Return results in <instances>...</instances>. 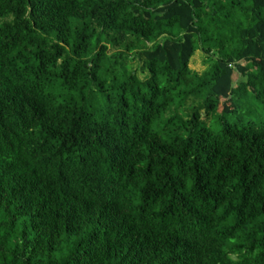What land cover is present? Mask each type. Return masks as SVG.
I'll return each instance as SVG.
<instances>
[{"label": "trees", "instance_id": "1", "mask_svg": "<svg viewBox=\"0 0 264 264\" xmlns=\"http://www.w3.org/2000/svg\"><path fill=\"white\" fill-rule=\"evenodd\" d=\"M248 95L264 0H0V264H264Z\"/></svg>", "mask_w": 264, "mask_h": 264}, {"label": "rangeland", "instance_id": "2", "mask_svg": "<svg viewBox=\"0 0 264 264\" xmlns=\"http://www.w3.org/2000/svg\"><path fill=\"white\" fill-rule=\"evenodd\" d=\"M212 59L205 56L201 51H196L189 61V69L198 75L206 73L211 66ZM128 69L135 72L139 78H143L142 62L139 59L128 61ZM237 74L233 75V86L235 87L239 80H241ZM202 119L205 121L204 125L212 132L219 133L222 128V119L218 114H211L208 118L205 117L204 111L201 112ZM227 123H262L264 124V102L255 100L254 97L248 95L240 100V107L237 112L224 119Z\"/></svg>", "mask_w": 264, "mask_h": 264}]
</instances>
